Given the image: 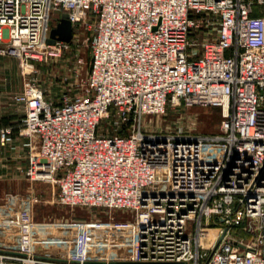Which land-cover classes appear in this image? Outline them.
Returning <instances> with one entry per match:
<instances>
[{
	"label": "built area",
	"instance_id": "1",
	"mask_svg": "<svg viewBox=\"0 0 264 264\" xmlns=\"http://www.w3.org/2000/svg\"><path fill=\"white\" fill-rule=\"evenodd\" d=\"M62 12L91 56L82 92L54 101L30 72L69 47L46 42ZM0 54L26 73L25 176L60 205L130 210L131 263L264 264V0H0ZM179 105L218 107L217 133L142 129ZM42 262L0 248V264Z\"/></svg>",
	"mask_w": 264,
	"mask_h": 264
},
{
	"label": "rangeland",
	"instance_id": "2",
	"mask_svg": "<svg viewBox=\"0 0 264 264\" xmlns=\"http://www.w3.org/2000/svg\"><path fill=\"white\" fill-rule=\"evenodd\" d=\"M256 9L254 6V12ZM90 40L89 30L74 28L67 49L35 62L30 74L49 99L57 101L82 92L90 64ZM25 74L15 57L0 55V76L6 75L13 88L22 86ZM220 119L218 107L179 105L144 115L141 127L148 132L181 129L213 135ZM5 166L0 156L1 246L30 252L44 261L39 264H133L130 210L57 204V186L52 181L31 180L20 170ZM11 193L16 194L13 197ZM8 197L14 198L8 200L13 206L6 203ZM235 233L249 237L242 228H236Z\"/></svg>",
	"mask_w": 264,
	"mask_h": 264
},
{
	"label": "crops",
	"instance_id": "3",
	"mask_svg": "<svg viewBox=\"0 0 264 264\" xmlns=\"http://www.w3.org/2000/svg\"><path fill=\"white\" fill-rule=\"evenodd\" d=\"M21 87L22 86L19 85L13 88L12 85L8 84L6 75L0 76V125H12L14 127V140L8 145L0 146V156L6 161V169L11 168V170H20L24 174V169L28 164L29 147L24 143L26 138L19 137L16 130L23 115V106L12 98L13 93L20 91ZM11 194L14 197L16 193ZM6 199V203H11L8 206L14 205V202L8 201L14 198L8 197ZM9 208L10 207H8V209ZM2 214L4 215V213ZM1 233L3 232L0 231V235ZM1 245L0 248H4V246Z\"/></svg>",
	"mask_w": 264,
	"mask_h": 264
},
{
	"label": "water",
	"instance_id": "4",
	"mask_svg": "<svg viewBox=\"0 0 264 264\" xmlns=\"http://www.w3.org/2000/svg\"><path fill=\"white\" fill-rule=\"evenodd\" d=\"M73 35V28L65 12H62L55 26L49 30V36L46 38L47 43H53L56 39L70 41Z\"/></svg>",
	"mask_w": 264,
	"mask_h": 264
}]
</instances>
